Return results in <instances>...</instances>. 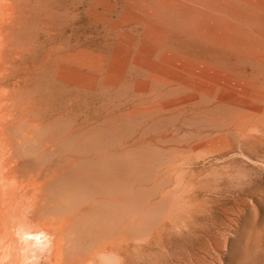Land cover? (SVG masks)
Returning a JSON list of instances; mask_svg holds the SVG:
<instances>
[{
	"label": "rangeland",
	"instance_id": "1",
	"mask_svg": "<svg viewBox=\"0 0 264 264\" xmlns=\"http://www.w3.org/2000/svg\"><path fill=\"white\" fill-rule=\"evenodd\" d=\"M26 1L16 43L69 96L23 116L32 82L0 113V264H23L30 231L50 238L41 264H264V126L233 130L264 107V11Z\"/></svg>",
	"mask_w": 264,
	"mask_h": 264
},
{
	"label": "bare ground",
	"instance_id": "2",
	"mask_svg": "<svg viewBox=\"0 0 264 264\" xmlns=\"http://www.w3.org/2000/svg\"><path fill=\"white\" fill-rule=\"evenodd\" d=\"M240 1H242L244 6L248 9H258L260 11H264V2H260V0ZM28 4L29 2H27L26 0H23V2H20L18 4H16V0H0V113L2 110L6 111L9 109H14V107H16V86L19 87L20 85H23L24 87H27V85L32 82L35 84L36 88L34 93L35 96L34 94H28L27 96H23L22 100L19 101V109L21 110V112L19 113H22L21 115H26L27 112L32 109V105H34V103L39 102V100L41 99L43 100V98L51 99L53 103L58 104L57 107H60L61 110L66 109V105L63 100L64 98L69 96L67 84L62 79H59V74L57 72L56 75H53V68L55 65L51 61L50 55L44 52L41 54L38 60H30L31 49H29L27 45L20 46L21 43H18L19 45L16 43V28L18 26L16 24V12H18V10H22V12L25 11V8L26 6H28ZM42 6L44 7V5ZM22 18L18 19L22 20ZM26 18L27 17L25 16L23 20ZM39 19L41 21V24L43 25L44 33L42 34H45L44 39L46 40L52 29L50 17L45 14L42 18ZM17 22L19 21L17 20ZM44 39L41 41V43L44 42ZM23 86H20V88ZM262 88H264L263 85ZM23 90H20V92H22ZM48 108L50 107L48 106ZM61 113L62 111L59 114L61 115ZM44 114L46 115L47 113ZM237 120L240 124V127L237 128V125H234L233 130H235L236 133H239L241 135L244 132L245 126L253 121L264 126V107L259 108L256 112L252 114H245L239 116L237 117ZM256 143L258 144V150H260V152L264 154V137L260 140H257ZM55 149H57V147H55ZM4 150L5 148L0 145V155H2ZM58 150L60 149L58 148ZM0 169L2 170L3 168L0 167ZM25 235V239L23 238L24 241L22 240L24 242L23 244L31 246H28L29 249L25 247L27 248V251L25 250L26 252L23 251L24 253H22L24 254L23 264H41V257H43L42 254H44V250L48 247V245H50V238H48V236L45 235V233L43 232L31 233L30 231V233H27ZM246 256L248 255L246 254L244 258H246Z\"/></svg>",
	"mask_w": 264,
	"mask_h": 264
}]
</instances>
